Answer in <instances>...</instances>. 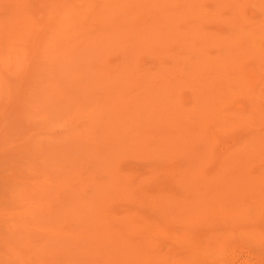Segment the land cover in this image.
<instances>
[{"label": "rangeland", "instance_id": "obj_1", "mask_svg": "<svg viewBox=\"0 0 264 264\" xmlns=\"http://www.w3.org/2000/svg\"><path fill=\"white\" fill-rule=\"evenodd\" d=\"M0 264H264V0H0Z\"/></svg>", "mask_w": 264, "mask_h": 264}]
</instances>
